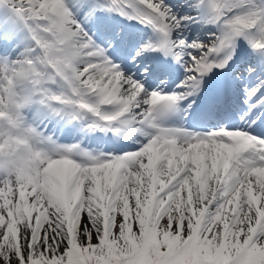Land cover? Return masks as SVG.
I'll use <instances>...</instances> for the list:
<instances>
[{"label":"snow or ice","instance_id":"1","mask_svg":"<svg viewBox=\"0 0 264 264\" xmlns=\"http://www.w3.org/2000/svg\"><path fill=\"white\" fill-rule=\"evenodd\" d=\"M0 264H264V0H0Z\"/></svg>","mask_w":264,"mask_h":264}]
</instances>
